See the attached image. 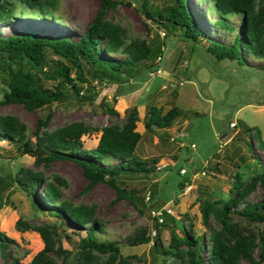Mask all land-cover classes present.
<instances>
[{
  "label": "trees",
  "instance_id": "obj_1",
  "mask_svg": "<svg viewBox=\"0 0 264 264\" xmlns=\"http://www.w3.org/2000/svg\"><path fill=\"white\" fill-rule=\"evenodd\" d=\"M166 1L154 12L146 9L145 0L141 4L144 14L164 29L163 36L179 33L180 39L189 42L191 48L203 41L205 51L217 60L240 62V58L245 61V56L264 58V0H207L215 9L211 25L216 32L231 34L235 31L231 20H237V30L229 42L210 36L189 11L186 0ZM116 3V0H100L92 19L76 38L34 30L0 32V103H18L27 111H35L62 102L69 96L88 100L94 96L93 90L88 95L79 96L81 85L88 82L86 73L96 83L121 85L128 78L137 77L139 62L147 63V70L154 69L162 57V41L138 38L124 41L122 28L105 18ZM55 5L56 0H0V27H9L26 13H29L30 21H57L53 14ZM41 80L50 81L52 85L43 86ZM133 89L130 86L128 92ZM122 94L124 92L117 89L116 95ZM175 94L174 86L170 90L172 99ZM104 108L107 114H118L112 106L104 105ZM181 115L182 110L174 105L166 109L147 105L142 118L144 131L139 133L135 130L138 117L133 105L123 111L120 122L100 128L96 145L92 148L81 145V136L94 130L81 121L47 130L50 117L47 112L44 117L36 119L30 138L26 124L18 117L0 115V141L9 143L18 156L30 155L36 166H47L56 160L75 163L88 184L106 182L114 188L117 198L127 199L141 212L144 206L142 197H138L134 188H127L125 182L146 177L154 170L156 159H137L132 156V151L150 127L169 128ZM243 130L249 132L251 128ZM12 186L31 197L35 212L56 219L40 225L27 224L20 218L15 222L18 231H35L42 241V248L27 264H131L134 256L121 255L114 241L97 237L103 225L96 217L95 205H73L63 199L61 187L66 186V182L60 176L54 174L49 180L41 171L22 166L13 172L6 170L0 175V207ZM256 186L261 190L259 198L247 200ZM229 192L226 200L204 197L200 202L201 221L209 229L205 257L201 252L204 248L201 240L183 227L176 232L169 216H165L160 225L153 223V236L150 230L141 226L123 242L132 246L150 242L151 252L160 254L159 264H163L165 256L173 261L168 264H242V261L260 264L264 249H259L258 259H255L254 239L240 225L242 222L247 225L264 223V157L260 171L249 182L242 180L241 173H235ZM209 218L217 225L216 229L208 227ZM167 222L171 223V228L167 246H163L159 227ZM67 226L84 231L73 252L62 248L59 241L60 230ZM258 235L261 247L264 234L258 232ZM10 241L0 233L3 254ZM5 264L21 263L12 258Z\"/></svg>",
  "mask_w": 264,
  "mask_h": 264
},
{
  "label": "rangeland",
  "instance_id": "obj_2",
  "mask_svg": "<svg viewBox=\"0 0 264 264\" xmlns=\"http://www.w3.org/2000/svg\"><path fill=\"white\" fill-rule=\"evenodd\" d=\"M99 1L56 0L53 14L57 21H30V15L26 13L9 27H0V32L8 34L34 30L76 38L92 19ZM116 2L105 18L122 28L124 41L133 38L162 41V57L154 67L160 68V74L149 75L145 66L147 63L144 62L138 63L137 77L128 78L121 85L96 83L86 73L88 82L81 85L82 94L79 96L88 95L93 90L91 99L69 96L62 102H54L35 111H27L18 103H0V115L18 117L26 124L30 138L36 119L44 117L47 112H50L47 130L81 121L94 129L81 136V145L83 148H92L96 145L100 128L120 122L126 108L133 105L138 107L135 130L141 133L144 131L142 118L147 105L163 106L164 109L171 105L178 107L182 115L169 128L150 127L132 151V156L137 159H156L154 170L146 177L125 182L127 188H134L138 191V197H142V211L139 212L127 199L117 198L114 188L106 182L88 184L75 163L56 160L47 166H36L30 155L18 156L4 140L0 141V175L6 170L13 172L22 166L41 171L49 180L54 174L63 178L66 182V186L61 187L63 199L73 205H95L96 217L103 225L97 237L114 241L121 255L134 256L131 264L161 263L160 254L151 252L150 242L132 246L125 244L123 239L141 226L148 231L153 229L148 209L163 205L171 209L169 218L173 219L176 232L183 227L201 240L204 244L201 252L205 257L209 229L202 224L200 217L202 198L228 199L235 173H241L242 180L247 183L260 171L263 161L264 58L245 56V61L240 58V62L217 60L205 51L203 41L191 48L189 42L180 39L179 33L161 35L164 29L144 14L141 7L143 0ZM166 3V0H145L149 12H154ZM186 5L210 36L225 42L232 39L237 30L236 19L231 20L235 31L224 35L216 32L211 25L215 19V9L207 0H186ZM178 80L181 81L180 85H176ZM41 83L46 87L52 85L46 80H41ZM174 85L176 94L172 99L170 90ZM130 86L134 89L128 92ZM119 88L124 94L116 95ZM104 105L112 106L118 114H107ZM230 123H234V127ZM245 127L251 128V131L245 132ZM180 170H183V174ZM179 182H182V186H179ZM260 193V188L256 186L246 199L257 200ZM19 218L30 225L56 220L46 213L35 212L31 197L12 186L0 207V233L11 239L4 248V254L0 248V264L12 258L27 264L42 248L37 232L18 231L15 228L14 224ZM240 226L254 239L253 257L258 259L259 249H264V244L260 247L258 232L264 234V223L247 225L242 222ZM208 227L217 228L211 218ZM170 228L171 223L168 222L159 227L163 246H167ZM83 235L82 229L65 227L60 230L61 247L73 252L78 238ZM172 262L169 256H165L162 263ZM242 264L248 263L242 261ZM260 264H264V257Z\"/></svg>",
  "mask_w": 264,
  "mask_h": 264
},
{
  "label": "built area",
  "instance_id": "obj_3",
  "mask_svg": "<svg viewBox=\"0 0 264 264\" xmlns=\"http://www.w3.org/2000/svg\"><path fill=\"white\" fill-rule=\"evenodd\" d=\"M161 35H164L163 32H161ZM159 58H157L158 60ZM156 60V61H157ZM149 75H158L161 73L160 71V68L156 67L154 69H151L149 70ZM180 85L181 84V81H177L176 82V85ZM175 86V85H174ZM79 94H82V91L79 92ZM230 126L234 127V123H230L229 124ZM181 174H183V170H180ZM148 199V195L145 196V200ZM172 214L171 212V209L166 206V205H163V206H159V207H150L148 209V217L150 218V220L155 223V224H162L164 222V217L165 216H170ZM155 233V230L154 229H150V235L153 236Z\"/></svg>",
  "mask_w": 264,
  "mask_h": 264
},
{
  "label": "crops",
  "instance_id": "obj_4",
  "mask_svg": "<svg viewBox=\"0 0 264 264\" xmlns=\"http://www.w3.org/2000/svg\"><path fill=\"white\" fill-rule=\"evenodd\" d=\"M136 108H138V107L136 106ZM142 108H143V107H141V110H142ZM137 117H138V112H137ZM136 123H137V122H136ZM141 133H142V132H141Z\"/></svg>",
  "mask_w": 264,
  "mask_h": 264
}]
</instances>
